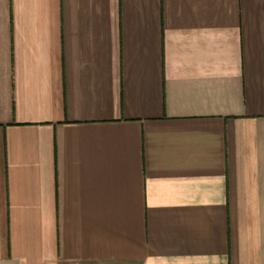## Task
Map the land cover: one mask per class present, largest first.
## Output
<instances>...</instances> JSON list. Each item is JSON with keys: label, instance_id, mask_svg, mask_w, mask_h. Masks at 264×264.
<instances>
[{"label": "crops", "instance_id": "0c3cea01", "mask_svg": "<svg viewBox=\"0 0 264 264\" xmlns=\"http://www.w3.org/2000/svg\"><path fill=\"white\" fill-rule=\"evenodd\" d=\"M0 264H264V0H0Z\"/></svg>", "mask_w": 264, "mask_h": 264}]
</instances>
